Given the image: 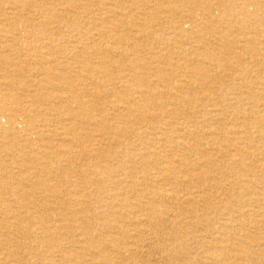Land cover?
<instances>
[{
	"label": "rangeland",
	"instance_id": "1",
	"mask_svg": "<svg viewBox=\"0 0 264 264\" xmlns=\"http://www.w3.org/2000/svg\"><path fill=\"white\" fill-rule=\"evenodd\" d=\"M2 1L0 262L264 264V140L244 141L247 109L264 114V0ZM195 49L224 54L220 82Z\"/></svg>",
	"mask_w": 264,
	"mask_h": 264
},
{
	"label": "bare ground",
	"instance_id": "2",
	"mask_svg": "<svg viewBox=\"0 0 264 264\" xmlns=\"http://www.w3.org/2000/svg\"><path fill=\"white\" fill-rule=\"evenodd\" d=\"M4 1V0H3ZM2 1V2H3ZM9 1V0H8ZM12 1V0H11ZM30 1V0H29ZM39 1V0H38ZM42 1V0H41ZM187 1V0H186ZM246 1H248V0H246ZM42 2H44V1H42ZM69 2V1H68ZM183 2H185V1H183ZM218 2V1H217ZM37 3V2H36ZM40 3V2H39ZM112 3V2H111ZM0 5H1V3H0ZM60 5H64V4H60ZM4 6V5H3ZM33 7L34 6H36V5H32ZM114 6V5H113ZM219 6H222V8H225V11H228V13L229 14H227V15H229V16H232V15H230V12L231 11H229V8L228 7H233L232 6V4H231V6L229 5V3H222V4H220ZM5 7V6H4ZM10 8V7H9ZM22 8V7H21ZM122 8V7H121ZM206 8H207V12H208V15H212V11L213 10H215L216 8H215V5L214 4H208L207 6H206ZM35 9V8H34ZM38 9V8H37ZM171 9H173V11H174V13L175 14H179L180 15V13H181V11L179 12V9H178V7L177 6H172L171 7ZM10 10H11V8H10ZM12 10H14V7H13V9ZM20 10V9H19ZM40 10V9H39ZM231 10V9H230ZM15 11V10H14ZM172 10H171V12H173ZM184 11V10H183ZM186 11V10H185ZM27 12H28V10H27ZM36 12H39V11H36ZM58 12V11H57ZM18 13V12H17ZM24 13V12H23ZM28 13H30V12H28ZM35 13V12H34ZM185 13V12H184ZM186 13H187V11H186ZM244 13V12H243ZM19 14V13H18ZM32 14V13H31ZM244 14H246V13H244ZM6 15V14H5ZM34 15V14H33ZM63 15H65V14H63ZM185 15V14H184ZM28 16V15H27ZM36 16V15H35ZM61 16H62V14H61ZM71 16V15H70ZM122 15L120 14V17H121ZM181 16V15H180ZM30 17H31V15H30ZM36 17H39V16H36ZM46 17V16H45ZM63 17V16H62ZM122 17H124V16H122ZM182 17V16H181ZM217 17V16H216ZM77 18V17H76ZM44 19V18H43ZM51 19V18H50ZM66 19H67V16H66ZM72 19V18H71ZM30 20V19H29ZM68 20H69V18H68ZM128 20V19H127ZM155 20V19H154ZM157 20V19H156ZM48 21V20H47ZM61 21V20H60ZM59 21V22H60ZM124 23H126V21H125V18L122 20ZM16 22V21H15ZM2 23V22H1ZM49 23V22H48ZM48 23H45L44 25L42 24V25H40V24H38V26H42V27H45V28H47L46 27V24H48ZM128 23V22H127ZM168 23V22H167ZM189 23V22H188ZM192 23V22H191ZM197 23V22H196ZM56 24V23H55ZM59 24V23H58ZM61 24V23H60ZM163 24H164V22H163ZM190 24V23H189ZM193 24V23H192ZM195 24V23H194ZM214 24H216V23H214ZM0 25H2V24H0ZM51 25V24H50ZM54 25V24H53ZM101 25H103V24H101ZM177 25V24H176ZM182 25V24H181ZM216 25H218V24H216ZM221 25V24H220ZM164 26H166V25H164ZM194 26V25H193ZM225 26V25H224ZM10 27V26H9ZM181 27V26H180ZM183 27V26H182ZM181 27V28H182ZM251 27V26H250ZM56 28V27H55ZM54 28V29H55ZM59 28V27H58ZM59 30V29H58ZM81 30V29H80ZM106 30V29H105ZM170 30H172V29H170ZM55 31V30H54ZM147 31V30H146ZM70 32V31H69ZM127 32H129V31H127ZM201 32V31H200ZM203 32V31H202ZM207 32V31H206ZM203 34H204V32H203ZM118 35V34H117ZM197 35V34H196ZM208 35V34H207ZM211 35V34H210ZM257 35V34H256ZM100 36V35H99ZM254 36V35H253ZM80 37V36H79ZM222 37V36H221ZM54 38V37H53ZM52 38V39H53ZM89 38V37H88ZM92 38V37H91ZM90 38V39H91ZM217 38V37H216ZM17 39V38H16ZM96 39V38H95ZM125 39V38H124ZM170 39V38H169ZM218 39V38H217ZM40 40V39H39ZM76 40H78V39H76ZM100 40V39H99ZM126 40V39H125ZM41 41V40H40ZM94 41V40H93ZM172 41V40H171ZM55 42V41H54ZM65 42H66V40H65ZM255 43H257V39L256 38H254V37H252V38H250V39H247V41H246V47L249 45V47H251L253 44H255ZM2 44V43H1ZM47 45V44H46ZM51 46V45H50ZM215 46V45H214ZM108 47V46H107ZM107 47H105V52L106 53H108V54H113V53H115V49L111 46H109L108 48ZM148 48H149V46H147ZM245 47V48H246ZM41 48V47H40ZM116 48V47H115ZM42 49V48H41ZM101 49V48H100ZM121 49V48H120ZM130 49V48H129ZM135 49V48H134ZM103 50V49H102ZM179 50V49H178ZM186 50V49H185ZM196 51H199V52H195L196 54H197V56H198V58H200V61H198V62H195L191 57H188V55H183L182 56V60H184V63H186V65H188V64H192V63H198V67L196 68V70L197 71H202L201 69H204V70H206V69H209L210 71H211V73H213V77H212V79H216L218 82H220V80H221V77H219L217 74H218V72H217V70L219 69V67L221 66L220 65V62L221 61H225L226 59H224V54H222L219 50L218 51H216V50H214L212 53H213V55H212V53L210 54V55H212L213 56V58H211L210 56H208V54L207 53H203L200 49L199 50H197V49H195ZM119 51V50H118ZM123 51V50H122ZM150 51V50H149ZM148 51V52H149ZM250 51H252L253 52V50L251 49ZM124 52V51H123ZM123 52H116V53H118L119 54V56L120 57H126L125 56V54L123 53ZM126 53V52H125ZM146 53H147V51H146ZM234 54V53H233ZM129 55V54H128ZM226 55V54H225ZM229 55V54H228ZM115 56V55H114ZM141 56V55H140ZM154 56H156V55H154ZM230 56V55H229ZM15 57V56H14ZM93 57V56H92ZM110 57V56H109ZM116 57V56H115ZM111 58H112V56H111ZM122 58V59H123ZM243 58V57H242ZM241 58V59H242ZM249 59H251V57H248ZM248 58H246V59H248ZM7 59V58H6ZM119 60V59H118ZM120 60H121V58H120ZM256 60V59H255ZM214 61H216V62H214ZM240 61H242V60H240ZM121 62V61H120ZM230 62V61H229ZM229 62H225V64H227V65H225L224 64V66H225V68H227L228 70H232L233 69V65H231ZM255 63V62H254ZM16 64V63H15ZM82 64V63H81ZM118 65H120V64H118ZM175 65V64H174ZM256 65H258V64H256ZM261 64H259V66H260ZM4 66V65H3ZM42 66H44V65H42ZM83 66V65H82ZM125 66V65H124ZM183 66V65H182ZM2 67V66H1ZM91 67V66H90ZM158 67H159V65H158ZM157 67V68H158ZM263 67V66H262ZM119 68V67H118ZM184 68V67H183ZM208 70V72L210 73V71ZM222 70V69H221ZM14 71V70H13ZM66 71V70H65ZM141 71V70H140ZM25 72V71H24ZM62 73V72H61ZM66 73V72H65ZM72 73V72H71ZM176 73V72H175ZM144 74V73H143ZM194 74V73H193ZM219 74H221V73H219ZM89 75V74H88ZM19 76V75H18ZM44 76V75H43ZM205 76V75H204ZM206 76L207 77H209V75H207L206 74ZM9 77V76H8ZM17 77V76H16ZM87 77V76H86ZM96 78V77H95ZM187 78V77H186ZM144 79H145V77H144ZM228 79V78H227ZM141 81H143L142 79H141ZM132 82V81H131ZM151 82V81H150ZM51 83V82H50ZM100 83H102V82H100ZM118 83V82H117ZM125 83H127V82H125ZM143 83H144V81H143ZM97 84H98V81H97ZM211 83H209L208 85H210ZM142 85V84H141ZM167 85V84H166ZM218 85H224L223 83H218ZM257 86H258V88L260 89V92H261V95H262V99L264 100V83L262 82V83H258V84H256ZM10 86V85H9ZM194 86V83H193V81H191L190 80V78L189 79H187V81H185L184 83H182V81H181V84H179L178 85V90H181V89H183L184 91H186L188 94L191 92V90H192V87ZM17 88V87H16ZM117 88V87H116ZM130 88V87H129ZM166 88V87H165ZM177 88V87H176ZM128 89V88H127ZM30 90V89H29ZM65 90V89H64ZM71 90V89H70ZM97 90V89H96ZM195 90V89H194ZM21 91V90H20ZM49 91V90H48ZM131 91H133V90H131ZM80 92V91H79ZM95 92H97V91H95ZM159 92V91H158ZM186 93V94H187ZM55 94V93H54ZM133 94V93H132ZM160 96H161V94H159ZM163 95V94H162ZM232 95V94H231ZM23 96V95H22ZM140 96V95H139ZM152 96V95H151ZM162 97V96H161ZM100 98V97H99ZM141 98V97H140ZM163 98V97H162ZM171 98V97H170ZM209 98V97H208ZM220 98V97H219ZM149 99V98H148ZM115 100V99H114ZM171 100H173V99H171ZM230 100V99H229ZM134 101V100H133ZM131 102V100H129V103H135V102ZM169 101V100H168ZM175 101H177V100H175ZM170 102H172V101H170ZM174 102V101H173ZM207 102H209V101H207ZM112 103V102H111ZM138 103V102H137ZM155 103V102H154ZM178 103V102H177ZM109 104V103H108ZM131 104H129V105H131ZM219 104V103H218ZM79 105V104H78ZM77 105V106H78ZM83 105V104H82ZM137 105L138 104H136V107H137ZM72 106V105H71ZM77 106H75V107H77ZM99 106H101V105H99ZM39 107V106H38ZM95 107V106H94ZM194 107V106H193ZM192 107V108H193ZM212 107V106H211ZM49 109H50V107H48ZM81 108V107H80ZM85 108V107H84ZM99 108V107H98ZM116 108H118V106L116 107ZM138 108V107H137ZM42 110L44 109V108H41ZM67 109V108H66ZM65 109V110H66ZM124 109V108H123ZM253 109H256V111L255 112H253V114H254V118H253V123H254V125H255V129H256V132H251V133H249V134H246V135H244V141H247V140H250V138L252 137V138H255L254 136H256V137H258L259 139H261V140H264V135H263V133H262V131L260 130V128H262V127H264V114H262L261 113V111L259 112L258 111V108L256 107V106H253V107H249L247 110L248 111H252ZM18 110V109H17ZM36 110V109H35ZM73 110H74V108H73ZM112 110V109H111ZM126 109H124L123 111H125ZM130 110V109H129ZM180 110V109H179ZM106 111H107V109H106ZM136 111H138V110H136ZM14 112V111H13ZM20 112V111H19ZM36 112V111H35ZM37 112H39V111H37ZM40 113H42L41 111H40ZM124 113V112H123ZM132 113V112H131ZM213 113V112H212ZM49 114V113H48ZM53 114V113H52ZM59 114V113H58ZM139 114V113H138ZM35 115V114H34ZM51 115V114H50ZM146 115V114H145ZM45 116V115H44ZM97 117V116H96ZM52 118V117H51ZM84 118H86V117H84ZM98 118V117H97ZM55 119H57L56 117H55ZM55 119H53V120H55ZM90 119V118H89ZM100 119V118H99ZM58 120V119H57ZM63 120V119H62ZM251 120V119H250ZM117 121V120H116ZM91 123V122H90ZM114 123V122H113ZM116 123V122H115ZM106 124V123H105ZM148 125H149V123H147ZM169 124V123H168ZM31 125V124H30ZM63 125V124H62ZM82 125V124H81ZM156 125V124H155ZM80 126V125H79ZM38 127V126H37ZM61 127V126H60ZM102 127V126H101ZM100 127V128H101ZM108 126H106V128H107ZM30 128H31V126H30ZM73 128V127H72ZM95 128V127H94ZM104 128V127H103ZM109 129V128H108ZM79 130V129H78ZM80 130H81V128H80ZM79 130V131H80ZM83 130V129H82ZM82 130H81V132H82ZM69 131V130H68ZM75 131V130H74ZM263 131H264V129H263ZM183 132V131H182ZM65 133V132H64ZM69 133H70V131H69ZM68 133V134H69ZM85 133V132H84ZM98 133H100V132H98ZM254 134H256V135H254ZM43 135V134H42ZM148 135V134H147ZM153 135V134H152ZM121 136V135H120ZM70 137V136H69ZM87 137V136H86ZM85 137V138H86ZM8 138V137H7ZM58 138V137H57ZM71 138V137H70ZM96 138V137H95ZM127 138V137H126ZM149 138V137H148ZM152 138V137H151ZM65 139V138H64ZM69 139V138H68ZM135 139H137V138H135ZM246 139V140H245ZM79 140H82V139H80L79 138ZM109 139H107V141H108ZM124 140H125V138H124ZM148 140V139H147ZM75 142H76V140H74ZM83 141V140H82ZM85 141V140H84ZM97 141V140H96ZM101 141V140H100ZM99 141V142H100ZM106 141V140H105ZM110 141V140H109ZM109 141H108V143H109ZM138 141V140H137ZM177 141H179V139L177 140ZM78 142V141H77ZM134 142V141H133ZM81 143V142H80ZM102 144H103V142H101ZM114 143V142H113ZM122 143V142H121ZM177 143V142H176ZM18 144V143H17ZM75 144V143H74ZM99 144V143H98ZM236 144V143H235ZM86 145V144H85ZM91 145V144H90ZM88 146H89V144H88ZM115 146V145H114ZM186 146V145H185ZM29 147V146H28ZM103 147V146H102ZM27 148V147H26ZM25 148V149H26ZM28 149V148H27ZM30 149V148H29ZM28 149V150H29ZM191 149V148H190ZM218 149V148H217ZM240 149V148H239ZM49 150V149H48ZM137 150V149H136ZM50 151V150H49ZM138 151V150H137ZM192 151V150H191ZM31 152L33 153V151L31 150ZM30 152V153H31ZM181 152V151H180ZM185 152V151H184ZM193 152H195V151H193ZM253 152V151H252ZM32 153L30 154V155H32ZM191 153V152H190ZM26 154V153H25ZM183 154V153H182ZM92 155L93 156H96V153H92ZM193 155H195V154H193ZM41 157H43V156H41ZM40 157V158H41ZM45 157V156H44ZM57 157V156H56ZM141 157V156H140ZM245 157H246V155H245ZM253 157V156H252ZM248 158V157H247ZM27 159V158H26ZM51 159V158H50ZM249 159V158H248ZM39 160V159H38ZM53 161H55L54 159H52ZM42 161V160H41ZM56 162V161H55ZM118 163H121V162H118ZM163 164V163H162ZM49 165H51V162H50V164ZM181 165V164H180ZM179 168V167H178ZM32 169V168H31ZM57 169V168H56ZM22 170V169H21ZM33 170V169H32ZM35 170V169H34ZM174 170H175V168L173 167V166H170V168H167V167H165L162 171L168 176V180H170V181H173V179H172V172H174ZM43 171H46V170H43ZM50 171V170H49ZM59 171V170H58ZM73 171V170H72ZM176 172V171H175ZM177 173V172H176ZM216 173V172H215ZM3 174V173H2ZM1 174V175H2ZM52 176V175H51ZM214 176H216V175H214ZM213 176V177H214ZM37 177V176H36ZM17 178V177H16ZM89 178H91V177H89ZM107 178V177H106ZM216 178V177H215ZM214 178V179H215ZM212 179V178H211ZM217 179V178H216ZM11 180V179H10ZM15 182V181H14ZM17 182V181H16ZM15 182V183H16ZM254 185V184H253ZM28 186V185H27ZM203 186V185H202ZM178 187V186H177ZM246 187H248L246 190H248V191H251L254 187H255V185L254 186H252V185H246ZM70 188V187H69ZM184 188V187H183ZM207 188V187H206ZM2 189V188H1ZM11 190V189H10ZM80 190V189H79ZM170 192V191H169ZM169 192H164L162 195H163V197L165 198V199H169L170 198V195H169ZM245 192V191H244ZM2 193V192H1ZM27 193V192H26ZM118 193V192H117ZM67 194V193H66ZM77 194V193H76ZM221 194H223V193H221ZM4 195V194H3ZM29 195V194H28ZM106 195V194H105ZM139 195V194H138ZM5 196V195H4ZM69 196H71L70 194H69ZM101 196V195H100ZM31 197V196H30ZM40 197V196H39ZM255 198V199H254ZM52 199V198H51ZM252 199H254V201H253V203L254 204H256L258 207H263L264 208V199L262 198V197H260V194H253V197H252ZM50 200V199H49ZM172 200H173V198H172ZM249 202V201H248ZM41 203V202H40ZM19 204V203H18ZM36 205H39L38 203H35ZM154 205H155V203H153ZM127 205V204H126ZM248 205V204H247ZM73 206V205H72ZM71 207V206H70ZM256 207V206H255ZM45 208V207H44ZM245 208V207H244ZM247 209V208H246ZM245 209V210H246ZM23 210V209H22ZM57 210V209H56ZM185 210V209H184ZM243 210V209H242ZM15 211V210H14ZM20 211V210H19ZM53 211H54V209H53ZM22 212V211H21ZM231 212H234V211H231ZM260 212V211H259ZM264 212V211H263ZM24 213V212H23ZM52 213V212H51ZM158 213V216H161V214L162 213H160L159 212V210H156V214ZM25 214V213H24ZM32 214V213H31ZM164 214H165V212H164ZM178 214V213H177ZM248 214V213H247ZM255 215H257V217H262V219H263V223H264V215L263 216H261V215H259V213L256 211L255 213H254ZM2 215V214H1ZM77 215V214H76ZM7 216V215H6ZM20 216V215H19ZM35 216H38V215H35ZM41 216V215H40ZM59 216V215H58ZM167 216V215H166ZM18 217V216H17ZM42 217V216H41ZM60 217V216H59ZM62 217V216H61ZM68 217V216H67ZM77 217H78V215H77ZM168 217V216H167ZM246 217V216H245ZM30 219H32L33 220V217H31L30 216ZM35 219V218H34ZM37 219V218H36ZM40 219V218H39ZM44 219H46V218H44ZM72 219V218H71ZM246 219V218H245ZM73 220V219H72ZM81 220H83V219H81ZM93 220V219H92ZM169 220V219H168ZM39 221V220H38ZM63 221V220H62ZM67 221H69V220H67ZM83 221H85V220H83ZM49 222H51L50 220H49ZM48 222V223H49ZM65 222V221H64ZM70 222V221H69ZM68 222V223H69ZM42 223V222H41ZM80 223V222H79ZM165 223V222H164ZM19 224V223H18ZM44 224V223H43ZM51 224V223H50ZM81 224V223H80ZM57 225V224H56ZM60 224H58V226H59ZM51 226V225H50ZM52 226H54V225H52ZM77 226V225H76ZM238 225H236V227H237ZM16 228V227H15ZM46 228V227H45ZM170 229V228H169ZM58 231V229H47V230H45L46 232H53V231ZM20 232V231H19ZM45 232V234H47ZM62 232H64V231H62ZM146 232V231H145ZM85 233V232H84ZM29 234H31V233H29ZM49 234H51V233H49ZM63 234V233H62ZM15 236V235H14ZM251 237H253V236H251ZM57 238V237H56ZM250 238V237H249ZM67 239V238H66ZM53 240V239H52ZM54 241V240H53ZM73 241V240H72ZM91 241V240H90ZM6 242V241H5ZM142 242V244L144 243L143 241H141ZM263 242V241H262ZM41 243V242H40ZM94 243V242H93ZM111 243V242H110ZM120 245V244H119ZM138 245H139V243H138ZM244 245V244H243ZM254 245V244H253ZM39 248H40V246H38ZM227 247V246H226ZM248 247V246H247ZM165 248H167V247H165ZM164 248V249H165ZM175 248V247H174ZM228 249V248H227ZM234 249V248H233ZM237 250H238V248H236ZM69 250V249H68ZM70 250H71V248H70ZM73 250V249H72ZM167 250V249H166ZM185 250V249H184ZM208 250V249H207ZM41 251H43V250H40V252ZM164 251V250H163ZM169 251V250H168ZM231 251H232V249H231ZM234 251V250H233ZM11 252V251H10ZM75 252H76V250H75ZM123 252H125V251H123ZM43 253V252H42ZM66 253H67V251H66ZM65 253V254H66ZM121 253V252H120ZM118 251L117 252H115L114 254H116L117 256H120L121 254H120ZM127 253V252H126ZM183 253V252H182ZM191 253V252H190ZM204 253H206V252H204ZM45 254V253H44ZM69 254H70V252H69ZM78 254H79V252H78ZM77 254V255H78ZM188 254H189V252H188ZM46 255H47V253H46ZM73 255V254H72ZM74 255H76V253L74 254ZM76 255V256H77ZM240 255H242V258L243 259H245V260H247L248 258H246V257H248L249 255H248V252L247 251H242L241 253H239V256ZM10 256H12L13 258H15V259H18L19 257H20V252H18V251H15V250H13V252L10 254ZM25 256V255H24ZM23 256V257H24ZM188 256V255H187ZM196 256V255H195ZM225 256V255H224ZM257 256V255H256ZM49 257V256H48ZM75 258V257H74ZM192 258V257H191ZM198 258V257H197ZM225 258V257H224ZM227 258V257H226ZM229 258V257H228ZM33 259V258H32ZM38 259V258H37ZM76 259V258H75ZM258 259V258H257ZM256 259V260H257ZM36 260V259H35ZM100 260V264H108V260L107 259H99ZM198 260V259H197ZM202 260V259H201ZM242 260V259H241ZM21 261V260H20ZM79 261V260H78ZM205 261V260H204ZM259 261V260H258ZM200 262V261H199ZM214 262V261H213ZM24 263V262H23ZM69 263V262H68ZM211 263V262H210ZM231 263V262H230ZM233 263V262H232ZM0 264H3L2 263V261L0 262ZM17 264H21L20 262H18L17 261ZM198 264V263H197ZM217 264V263H216ZM234 264V263H233Z\"/></svg>",
	"mask_w": 264,
	"mask_h": 264
}]
</instances>
